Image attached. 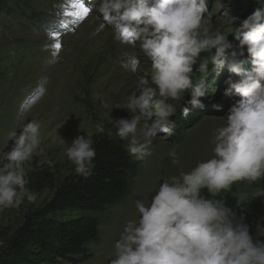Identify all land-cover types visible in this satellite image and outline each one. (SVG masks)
<instances>
[{"label":"clouds","instance_id":"9594fccd","mask_svg":"<svg viewBox=\"0 0 264 264\" xmlns=\"http://www.w3.org/2000/svg\"><path fill=\"white\" fill-rule=\"evenodd\" d=\"M99 12L115 31L116 39L139 47L151 67L138 79L137 91L128 96L126 109L131 119L114 122L116 135L128 140L127 151L137 160L151 156L147 138L157 130L171 134L170 118L176 102L191 89L192 107H202L204 80L193 85L194 66L207 73L227 66L239 79L229 78L225 95L234 90L241 99L229 110L223 126L214 132L211 158L198 162L190 171L161 179L163 183L145 204L136 202L138 222L128 221L115 244L111 264H264V242L253 241L243 218L216 199L238 181L264 178V9L240 23L235 41L214 30L208 0H97ZM259 2V0H258ZM235 18H232L234 22ZM105 25H101L103 29ZM251 57L252 68L243 70L241 59ZM209 53L201 58V53ZM138 93V94H137ZM174 101L175 103H170ZM182 113L187 117L189 108ZM224 119V118H222ZM139 128L143 142L137 138ZM150 122V123H147ZM40 121L23 124L14 133L12 147L0 155V209L20 206L25 198L36 199L26 185L25 163L39 154ZM97 128L102 131L100 126ZM61 143L67 144L63 139ZM91 134L78 136L65 150L75 173L87 179L96 158ZM172 163L179 164L175 150ZM207 189L212 198L201 195ZM264 236V227H257Z\"/></svg>","mask_w":264,"mask_h":264},{"label":"rangeland","instance_id":"374dc122","mask_svg":"<svg viewBox=\"0 0 264 264\" xmlns=\"http://www.w3.org/2000/svg\"><path fill=\"white\" fill-rule=\"evenodd\" d=\"M85 2L90 12L82 20L65 14L76 11L70 7L69 0H10L0 11V155L11 149L13 134H19L23 124L37 120L43 125L39 154L24 165L28 181L42 172L63 179L73 165L65 150L78 136L87 138L91 134L92 139H113L127 151L129 141L116 135L113 121L132 118L126 109L128 96L137 91L138 79L150 69L151 61L139 42L132 45L116 39L113 27L105 23L99 12L97 0ZM257 8V0H208L206 15L211 17L213 29L223 32L235 45L229 55L240 51L235 30ZM61 22L66 27H61ZM52 33H58L62 45L56 55L52 45L57 41ZM244 51L242 69L248 70L252 66L251 57ZM205 56L210 59L209 53H201V58ZM198 64L199 61L191 80L193 85L202 79L205 82L207 90L200 98L203 106L192 107L188 103L191 89L186 90L170 118L171 134L157 130L147 138L151 141L152 155L137 160L127 151L137 165L136 175L130 179L126 198L100 216L99 240L88 246L92 258L86 264H111L115 244L127 222L140 219L136 202L149 203L163 183L162 178L179 176L181 171H190L213 155L214 132L224 125L230 108L241 99L234 90L225 95L229 89L226 81L239 78L227 66L214 70L209 64L206 74L199 73ZM184 107L203 118L179 131L175 124L185 117ZM145 126L146 122L141 120L137 138L142 142L144 137L139 128ZM61 139L67 144L61 143ZM173 150L179 164L172 163ZM26 187L36 195L35 201L25 198L18 207L0 209V226L15 229L28 209L41 206L54 194L48 189L33 192L29 183ZM201 195L212 198L206 188L201 190ZM216 199L223 200L231 210L252 201L264 207L261 180L238 181ZM263 225L264 216L259 220V226Z\"/></svg>","mask_w":264,"mask_h":264},{"label":"trees","instance_id":"16d2710c","mask_svg":"<svg viewBox=\"0 0 264 264\" xmlns=\"http://www.w3.org/2000/svg\"><path fill=\"white\" fill-rule=\"evenodd\" d=\"M9 1L0 0V11ZM257 3L264 9V0ZM187 118L178 119L177 130L194 126L203 116L189 112ZM93 141L96 158L87 179L75 173L74 165L63 179L48 172L31 176L33 192L53 190V197L28 209L15 229L0 226V264H86L91 260L88 246L99 240L100 216L126 198L130 179L137 172L136 163L120 142ZM260 180L264 190V178ZM232 211L248 225L254 242H264V236L257 235L264 216L262 204L252 201Z\"/></svg>","mask_w":264,"mask_h":264},{"label":"snow or ice","instance_id":"6c2138e0","mask_svg":"<svg viewBox=\"0 0 264 264\" xmlns=\"http://www.w3.org/2000/svg\"><path fill=\"white\" fill-rule=\"evenodd\" d=\"M69 4L70 7L76 9V11H68L65 13L66 15L74 17L77 20H82L89 15L90 9L86 6L85 0H69ZM61 27H66V25H63V23L61 22ZM51 35L52 38L57 41L52 45V47L54 48L53 55H56L59 53L62 45L59 43L58 33H52Z\"/></svg>","mask_w":264,"mask_h":264}]
</instances>
